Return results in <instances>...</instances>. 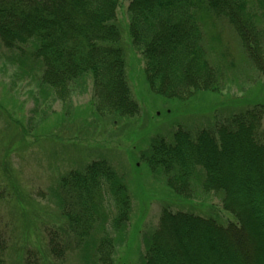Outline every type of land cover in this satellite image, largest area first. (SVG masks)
<instances>
[{
  "label": "trees",
  "instance_id": "obj_1",
  "mask_svg": "<svg viewBox=\"0 0 264 264\" xmlns=\"http://www.w3.org/2000/svg\"><path fill=\"white\" fill-rule=\"evenodd\" d=\"M119 3L0 0V41L21 60L35 58L31 73L40 71V87L56 98L66 102L91 77L99 117H134L139 108L129 94L114 24ZM129 17L148 83L168 99H186L218 87L221 71L211 64L208 33L219 21L234 28L250 56V67L255 64L264 71V0H131ZM260 111L247 109L214 127L196 133L180 129L170 142H152L143 157L173 193L193 198L195 185L200 186L206 196H218L237 223L224 227L212 218L165 208L158 227L146 237L143 264H264V111ZM122 178L108 162L95 161L68 174L51 191L60 198L66 221L61 231L50 233L52 257L61 259L75 245L87 257L92 252L98 264H114L111 235L124 232L132 210ZM252 236L262 246L259 256L250 245ZM65 237L72 242L65 244ZM7 249L8 239L0 228V264H7ZM25 264H41V258L29 254Z\"/></svg>",
  "mask_w": 264,
  "mask_h": 264
},
{
  "label": "rangeland",
  "instance_id": "obj_2",
  "mask_svg": "<svg viewBox=\"0 0 264 264\" xmlns=\"http://www.w3.org/2000/svg\"><path fill=\"white\" fill-rule=\"evenodd\" d=\"M130 4L131 0H120L114 24L120 33L129 94L139 108L134 117H99L91 77L66 102L56 98L40 87L42 73H31L35 58L21 60L0 41V228L8 239L7 264H25L29 254H37L41 264H98L92 252L87 257L73 244L59 260L48 247L50 233L66 224L60 198L51 191L68 174L95 161L108 162L123 177L131 197L126 229L111 235L114 264L144 263L146 237L158 227L165 208L212 218L224 227L237 223L220 198L213 193L206 196L200 186L195 185L193 198L173 193L143 156L156 139L170 142L180 129L196 133L247 109L264 111V71L255 64L250 67V56L234 28L219 21L208 33L211 64L221 71L218 87L181 100L157 94L148 83L144 57L133 44ZM252 237L250 245L259 256L262 246Z\"/></svg>",
  "mask_w": 264,
  "mask_h": 264
}]
</instances>
